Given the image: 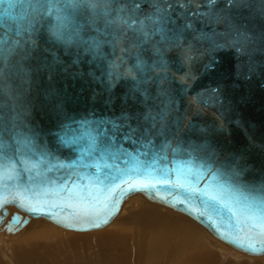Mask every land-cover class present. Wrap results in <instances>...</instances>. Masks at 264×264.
I'll list each match as a JSON object with an SVG mask.
<instances>
[{"label":"water","instance_id":"1","mask_svg":"<svg viewBox=\"0 0 264 264\" xmlns=\"http://www.w3.org/2000/svg\"><path fill=\"white\" fill-rule=\"evenodd\" d=\"M210 36L227 49L214 48ZM81 40L98 42L99 55H83L84 46L77 45ZM69 41L72 47L66 49ZM77 57L85 75L73 80L77 68L70 65ZM56 58L63 63L54 62ZM65 67L68 72L62 71ZM90 67L116 84L110 106L103 103L108 93L93 102L92 90L100 85L87 76ZM53 90L57 94L46 99ZM145 92L150 93L147 101ZM59 102L62 109L55 107ZM149 112L154 119L145 120ZM108 121L124 127L113 130ZM129 126L137 129L132 142L123 135ZM22 135L32 137L61 163L81 162L63 183L67 170H45L49 195L41 204L68 202L61 188L87 187L93 199L71 202L100 208L111 198L104 190L110 183L106 173L129 171L124 181L113 186L114 193L117 188L147 182L133 174L135 169L148 167L158 178L159 168L167 167L174 174L178 168L191 170V161L228 176L233 170L239 172L241 191L264 201V0H2L0 154L29 159L19 155L16 141ZM105 135L119 147H108L107 154L89 158L88 137ZM9 172L0 169V202L10 201L16 191ZM137 194L186 214L240 251L264 255L230 242L240 236L256 248L264 247L259 229L239 213L219 203L212 211V206L186 200L181 189L167 185L149 192H121L115 206L91 223L88 219L74 223L72 209L46 208L54 213L49 218L9 202L0 208V229L16 233L33 216L63 228L93 231L107 226L120 213L121 204ZM11 204L25 215L14 212L7 219ZM31 206L36 207V202ZM256 207L264 211V202ZM200 212L205 215L201 217Z\"/></svg>","mask_w":264,"mask_h":264},{"label":"snow or ice","instance_id":"2","mask_svg":"<svg viewBox=\"0 0 264 264\" xmlns=\"http://www.w3.org/2000/svg\"><path fill=\"white\" fill-rule=\"evenodd\" d=\"M2 2V0H0ZM214 45V48L218 50H226L227 46L220 43H215L213 38L208 37ZM57 42H60L59 40ZM86 44H90V46H85ZM84 47L81 48L83 55H90L91 57H95L99 55L101 46L98 42L91 43L81 40L79 44ZM66 49L72 47V41H69L67 45H65ZM239 55V53H237ZM56 63H63L59 61L58 58L54 59ZM81 58H73L70 66H76L77 71L72 73V79L83 78L85 73L83 69L80 67ZM90 65L92 63V59L87 61ZM211 67V64L209 65ZM64 72H68V68L65 67L62 69ZM87 76L93 83L100 85V89L92 90V100L95 102L97 96L104 95L108 93L105 97L103 103L106 106H110L114 100L111 96V93L114 91L116 84L112 82V79H106L105 76L97 75L95 71L89 68L87 72ZM113 79H116L113 76ZM118 82V81H117ZM57 93L55 90L52 92L46 93V99L51 100L53 96ZM145 101L150 98V93L145 92L143 95ZM55 107L58 109H62L63 102H59L55 104ZM127 119V116L123 117ZM145 120L154 119L151 112L147 116L144 117ZM97 123H104V121H98ZM108 123L112 124L113 130H117L119 128H123V125H117L111 121ZM137 129L135 127L129 126L128 132L124 133V136L128 137V141L132 142L133 133H136ZM84 137H81L83 140ZM118 139H123V136H118ZM17 145L19 146V155L26 156L29 159H16L15 155H9L7 152H3L0 154V169L7 168L10 170L9 172V180L13 181V187L16 189L14 194L12 195V199L10 201H2L0 202V208H3L7 203L13 202L17 203L19 207L23 210L28 211L32 215L36 216H48L52 218L54 213L45 211L46 208H63V209H72V215L70 219L74 223H80L82 219H88L91 223L93 218H98L100 214H107L111 210L112 207L115 206L116 199L121 192H149L157 189L161 185H167L172 188L181 189L185 195L186 200H200L205 206H212V211H216L215 205L217 203L223 205L229 212L234 214L239 213L245 221L251 222V227L259 229L257 235L260 237H264V211H260L256 205L260 204L264 201H256L246 196L244 192L241 191L240 185L237 183V178L239 176V172L233 170L230 176L225 175L223 172L219 170L213 171L210 167L199 165L197 161H191L192 168L191 170L186 168H178L174 174L170 172L167 167L159 168L156 171V177L152 176V172L148 167L143 169L138 168L133 170V174L137 177H144L145 181L137 185H132L128 188H117L116 192H112V188L114 185H118L120 182L124 181L125 177L129 175L128 170H120L117 169V174H113L111 172L106 173L105 180L110 183L105 185V192L111 193V198L106 199L103 202V207L100 208H90L87 206H81L72 203L71 201H86L93 199V193H87V187L80 191H73L70 188H61L62 193H66L67 201L63 204H55V203H43L40 201L49 195L47 191V185L49 183L48 177L45 175V170L50 171L53 167L67 170L68 175L62 178L61 183L65 182L68 176L71 175V171L77 169L81 166V162L77 159H73L69 163H61L57 160V157L50 153L46 148L42 147L38 143L34 142L32 137L29 136H21L17 141ZM68 144L77 143V141H68ZM62 145L65 144V141L61 142ZM108 147H119L117 142H114L107 135L102 137H88V148L87 152L89 158L96 154H107L106 149ZM143 147V145H142ZM0 149H3V145L0 144ZM80 156H84V152L80 153ZM35 161V162H32ZM53 161H56L53 163ZM136 163L139 164L140 161L136 160ZM154 163V162H153ZM17 165H23V168H17ZM86 167H91V165H85ZM25 170L28 171L27 178L24 177ZM35 173L34 175L32 173ZM203 175V179L201 176ZM77 178H79V172L76 173ZM154 179V182H152ZM99 182V181H98ZM75 181H73V184ZM131 183V181H129ZM87 193V195H86ZM60 195H56V199H61ZM36 202L37 206L32 207V203ZM195 211V210H194ZM199 215L203 217L205 213L200 212ZM209 221H211V217H208ZM3 217H0V222H2ZM27 222V221H25ZM98 226V225H96ZM235 246H239L242 249H246L253 252H264V247L256 248L251 243L247 242L244 238L240 236H235L230 240ZM264 243V241H262Z\"/></svg>","mask_w":264,"mask_h":264},{"label":"bare ground","instance_id":"3","mask_svg":"<svg viewBox=\"0 0 264 264\" xmlns=\"http://www.w3.org/2000/svg\"><path fill=\"white\" fill-rule=\"evenodd\" d=\"M135 200H141V203H138L139 205L137 206L133 205L134 207L127 206L129 203ZM7 208L9 210V215L7 219H9L14 212H19L25 215V212H22L13 204L8 205ZM49 223L54 224L44 217L32 216L30 222L16 233H8L5 230L0 229V238L2 240V242L0 243V248L3 247L4 253L7 255V250L9 249V241H16V239L20 238L21 235L28 233V230L33 231L31 228L42 230L41 228L48 227ZM54 225L58 226L56 224ZM121 225L127 226V234H129L131 238L133 236V240L131 239L132 246H130V251L127 249L128 255H132V252L136 250L135 252H137L138 258L141 257V261H143L144 258L147 257L148 252L152 250L151 259L154 260L153 264H164V261L167 258L168 261H166L165 264H171L172 262L177 261L180 256H185L187 250L193 247H199V251L215 248L221 253L224 260L230 257L231 255L236 258H242L244 256H264L250 255L232 247L229 244H226L225 242L217 238L214 234H212L208 229L203 227L201 224H199L186 214L176 211L151 199H148L141 194L134 195L128 201L122 203L120 213L115 218H113L107 226L93 231L103 229L108 230L111 227H121ZM58 227L60 228L61 226ZM48 229H46V231H48ZM63 229L74 232H93L77 231L67 228ZM121 229L125 228L121 227ZM132 230L134 232V235H132ZM123 232H126V230H123ZM227 247L232 249H228ZM177 254H179V256H177ZM195 254L196 255L192 256H195L194 258L196 259L198 257H202L204 253L195 252ZM138 261H140V259Z\"/></svg>","mask_w":264,"mask_h":264},{"label":"rangeland","instance_id":"4","mask_svg":"<svg viewBox=\"0 0 264 264\" xmlns=\"http://www.w3.org/2000/svg\"><path fill=\"white\" fill-rule=\"evenodd\" d=\"M138 203L140 204L141 200L132 201L127 206H137ZM121 227L125 229H121ZM121 227H111L108 230L93 232H74L49 223L48 227L41 228L43 231L31 228L33 231L28 230V233L21 235L16 241H9L7 250L9 255L4 253L3 247L0 248V264H153L152 250L148 252L143 261H141V257L138 258L136 250L132 252V255H128L127 249L130 251L133 236L131 238L127 234V226L121 225ZM131 232L134 235L133 230ZM214 249L199 251V247L189 248L185 256H180L177 261L171 264H264V256L236 258L231 255L224 260L221 253ZM195 252L204 254L195 259V256H192L196 255ZM139 259L140 261H138ZM167 259L164 264L168 261Z\"/></svg>","mask_w":264,"mask_h":264}]
</instances>
